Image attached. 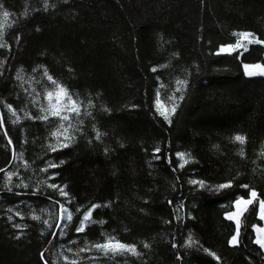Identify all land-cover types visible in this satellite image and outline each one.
Instances as JSON below:
<instances>
[{
    "label": "trees",
    "instance_id": "16d2710c",
    "mask_svg": "<svg viewBox=\"0 0 264 264\" xmlns=\"http://www.w3.org/2000/svg\"><path fill=\"white\" fill-rule=\"evenodd\" d=\"M0 5L11 25L4 27L8 47L0 48V264H264V250L254 243L264 200V76L243 73L244 62L264 64V43L217 54L239 39L233 33L264 41V0ZM45 69L82 102L79 116L62 112L75 140L55 152L51 133L62 121L41 111L49 105L46 93L55 90ZM177 79L188 84L169 124L154 98L159 91L167 104ZM5 105L16 110L18 123ZM44 115L47 120L37 118ZM94 129L103 134L100 140ZM235 135L245 143L234 142ZM21 153L23 160L14 159ZM177 153L190 154L183 168ZM49 161L60 166L40 171ZM7 172L17 173L10 185ZM21 182L28 187H16ZM228 182L231 187L213 190ZM48 184L66 185L68 196ZM251 191L256 198L241 216L239 243L231 246L236 225L226 214ZM96 204L77 232L84 212ZM60 205L72 212L70 223L61 219ZM105 234L134 245L139 255L90 248ZM189 235L197 243L185 247Z\"/></svg>",
    "mask_w": 264,
    "mask_h": 264
},
{
    "label": "snow or ice",
    "instance_id": "6c2138e0",
    "mask_svg": "<svg viewBox=\"0 0 264 264\" xmlns=\"http://www.w3.org/2000/svg\"><path fill=\"white\" fill-rule=\"evenodd\" d=\"M2 8H3V6L0 5V9H2ZM45 9H47V4H45ZM0 17H2V20H0V48H6V47H8V45L4 41V27L6 24H8L10 13L7 10H2V11H0ZM8 26H11V25L8 24ZM233 35H236L239 37V39L236 41V44L235 45L230 44L227 47H221L219 52H229L230 53L232 51H235L239 47H244V50L247 51V47L243 46L241 44V40H247L249 44H251V43H257V44L264 43V41H262L258 38H255L252 33H233ZM217 54H219V53H217ZM3 63H4L3 61H0V67H2ZM164 67H166V65ZM244 67H245V72L249 76L264 75V67H261V65H259V64L254 66V68L257 71L250 70L249 65H245ZM156 70H157L156 68L152 69L153 72H155ZM0 74H2V73H0ZM44 76H46L47 79L55 85V90L54 91H48L46 93L45 98L49 101V105H48L47 109L42 108L41 111H46L48 113V115L59 117V119L62 121L59 124L57 130L51 133V135L56 138L57 143L56 144H50L49 148L51 149V151L55 152L59 148L69 147L70 144L75 140V136L72 135L70 132V129H72V127H73L72 124L68 123L66 126L65 123H63L64 121H69L70 117H69V115H62V112L68 111L70 113H75L76 116H79L81 113L80 105L82 102L73 100L71 95L68 94L67 89H65L58 82H56L53 79V77L48 74L46 69L44 71ZM16 78L18 80H23V77H22L20 72H17ZM187 84H188V81L186 79H177L175 91L172 93V95L167 97V104L161 100V94L159 91H157V93L155 95L154 103H155L156 112L160 116H162L164 118V120L167 121L169 124H171V116L173 114H175L176 109L179 107V102L184 99L183 92L187 88ZM161 87H164V85H161ZM176 93H180V95L177 96ZM53 97H55V103H53ZM62 97L67 98V104H65V105L61 104ZM92 106L93 105L91 103H89L88 107H92ZM5 107H7L8 110L12 113V115L16 117V119L13 121V123H18L20 120V117L17 115L16 110L13 109L11 105H5ZM105 110L107 111V109H105ZM87 114L91 115L90 112ZM27 115H28V118H32L30 116V114H27ZM48 115L40 116L37 118L42 119V120H47ZM2 123H3V120H2V118H0V126H2ZM95 132H96L95 138L97 140H100L101 136L103 134L99 130H95ZM61 136H63V141H61V139H60ZM232 139L234 142H239L241 145H243L245 143V137L242 135H235ZM9 144H11V140H9ZM159 151H160V149H159V147H157L155 149V152L158 153ZM239 155H241L243 157V155H244L243 149L240 150ZM261 155H264V152H262ZM17 158L23 160V154L21 153V154H19V156H14V159H17ZM156 158L159 159L158 156ZM177 158L180 161V163L178 165L179 168H183L191 160L190 154H186V153H177ZM63 163H64V161L61 160L60 164H63ZM60 164H55V163H52L51 161H49L47 164V167L40 169V171L47 172L49 167H51V168L59 167ZM24 166L27 168L29 165L27 164V162H25ZM173 170H175V169H173ZM0 171H4V170L0 169ZM14 175H17V173L16 172H7L6 173L7 184L10 185L12 183V177ZM56 175H58V174H56ZM48 179H54V175L49 176ZM189 183L192 185H199V187L201 189L207 187L205 181H203V180H190ZM21 185L23 187H28V185L23 184V182H21V184H17L16 187H20ZM47 186L49 188L54 189V190H58L59 194L62 196H68V193H66L64 191V188L66 187V185L64 187H61L60 185H57V184H48ZM229 187H231V182L221 183V184L216 185L213 190L219 191V190L229 188ZM243 187H247V186L244 185ZM10 190H11V188H9V191ZM251 197H252V199H247V200H245L243 198L237 199L235 201L236 211L235 212H229V214L225 217L228 220H233L235 222V225H236L235 235H233L231 237V240L229 241V243L232 244L233 246H235L239 243L238 237L240 235V223H241L240 217L243 215L244 211L247 210V205L252 204L253 200L256 198V192L255 191L251 192ZM169 203H171V201ZM105 206H107V205H105ZM98 207H100V205H98V204L92 205V207L90 209H88L87 211L84 212L83 217L80 221V224L76 229L77 232H83L84 231L86 222H88L91 219L92 211H94L95 208H98ZM182 207H183V205H180L179 208L177 209V211H179V209ZM60 208H61L62 212L65 214V215H62L61 219H66L70 223L72 221V212L69 211L67 208H65L64 205H60ZM259 208H260V219L264 220V200H261L259 202ZM9 211H12V210L9 209ZM76 211H80V209L77 208ZM16 215H21V214L19 212H17ZM21 218H23V217L21 216ZM9 219H11V217H9ZM32 219L40 220V216L33 214ZM92 222L96 223L97 221H92ZM44 223L48 224V221H44ZM99 223L102 224L103 221H99ZM255 231L257 232V237H256L254 243L258 244L262 249H264V227H257V228H255ZM61 234L63 235V232ZM195 243H197V241H194L193 237L191 235H189L188 241L184 246L185 247H191ZM173 246L175 247V245H173ZM144 247L148 248L149 245L144 244ZM90 248L95 249V250L100 251V252H103L105 255H107L109 252H111V253H113V255H115L120 250L130 252L133 255H139V253L136 251V247L134 245L123 244L120 241H118L114 236H108L107 234H105V240L103 243L92 244V245H90ZM87 250H89V248H80L79 249L80 252H84ZM204 251L208 252V249H204ZM209 255H212V256H214V258L219 259L218 257H215L214 253L209 252ZM65 259H67V258L65 257ZM72 264H75V261H73Z\"/></svg>",
    "mask_w": 264,
    "mask_h": 264
},
{
    "label": "rangeland",
    "instance_id": "374dc122",
    "mask_svg": "<svg viewBox=\"0 0 264 264\" xmlns=\"http://www.w3.org/2000/svg\"><path fill=\"white\" fill-rule=\"evenodd\" d=\"M235 45L236 44V42L235 43H229V44H226V45H222L221 47H227L228 45ZM241 44L243 45V46H246L247 47V50H248V46L245 44V43H243V42H241ZM220 47V48H221ZM220 48H219V50H220ZM219 50H218V53H229V52H219ZM237 50H242V51H245L244 50V47H239V48H237L235 51H232V52H230V53H234V52H236ZM257 64H259V65H261V67H264V64L263 63H248V62H244L243 63V73L246 75V76H249V75H247V73L245 72V65H249L250 66V70H253V71H257L255 68H254V66L255 65H257ZM253 76H264V75H252V76H249V77H253ZM252 192V191H251ZM250 196H251V194H250ZM251 199H252V197H251ZM236 211V207L234 206V210L232 211V212H235ZM245 212V211H244ZM229 213H227L226 214V216L228 215ZM259 218H260V208H259ZM240 219H241V217H240ZM233 221V220H232ZM262 221V224L261 225H256V227L255 228H257V227H264V220H261ZM234 222V221H233ZM235 223V222H234ZM255 234H256V237H257V232L255 231ZM231 240V239H230ZM231 246H233L232 244H230ZM264 250V249H263Z\"/></svg>",
    "mask_w": 264,
    "mask_h": 264
}]
</instances>
